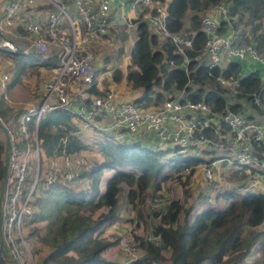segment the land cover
<instances>
[{
    "label": "trees",
    "instance_id": "obj_1",
    "mask_svg": "<svg viewBox=\"0 0 264 264\" xmlns=\"http://www.w3.org/2000/svg\"><path fill=\"white\" fill-rule=\"evenodd\" d=\"M153 1L165 5L167 29L180 31L190 38L191 45L180 52L168 37L154 34L147 20H132L136 37L129 49V63L124 75L119 69L111 74L113 80L124 76L131 88L141 89V93L131 101L139 107L156 108L183 90L180 99L194 103L203 100L214 111L222 110L225 105L232 110L248 105L260 114V106L264 107V87L262 90L259 87L264 82V69L257 61L223 56L214 67L207 68L205 64L206 55L201 51L205 34L199 28V21L208 8L221 0ZM43 2L49 5V11L52 10L50 3ZM186 10L190 11L187 17ZM226 12L229 18L226 21L219 22L218 17L215 18L217 32L227 34L229 31L234 38L263 49L264 0H229ZM232 19L236 20L238 26L233 23L236 27L228 25L229 29L225 31L224 26ZM19 24L12 27L16 28ZM242 25H250V32L243 31ZM5 54L12 60L9 76L5 71V87L17 82L25 73H37L39 65L54 68L55 72L57 69L56 51L52 45H49L44 57L36 51L33 54L24 51H8ZM184 56L189 60L183 67ZM242 61L254 68L243 71ZM217 74L237 79L239 92L232 102L228 101L224 88L215 79ZM2 91L0 114L3 115L11 108L3 101ZM88 92L99 93L95 87V74ZM252 92H258L260 106L253 102ZM75 118L73 112L63 109L50 110L40 117V154L49 157L58 154L61 147L66 152L83 154V150L90 146L97 147L100 159L91 161L90 167L81 172V178L77 180L82 181L83 185L77 188L71 187L70 182H37L28 219L31 224L29 233L34 235L35 242L40 241L47 247L39 264H114L102 252L114 245L118 237L101 233L106 225L118 217L117 201L121 187L126 188V200L134 207L136 202L145 198V189L152 180L168 179L172 172H177L178 177V172L188 164L217 157L211 152L216 150L201 148L200 154H181L175 147H156L151 141H142L143 138L137 135L115 139L108 131L96 128H92V136L97 141L95 139L94 143L88 145L76 131L78 125ZM199 132L214 140L217 138L213 129L208 127L199 128L197 134ZM224 140L221 139L223 143ZM255 145L264 157V140ZM3 150L4 139L0 138V181L3 175ZM102 167H109L112 172L99 191L97 181ZM218 194L229 198L226 206L221 209L206 206L197 211L190 222L186 221L189 207H184L178 199H170L163 210L153 211L157 221L152 232L159 236L161 244L153 245L144 239L140 231L134 232L143 253L134 260L120 264H243L246 253L254 244L264 251V227L262 230L255 229L261 223L264 225V192L225 190ZM136 213L137 217L142 218L138 209ZM39 220L45 221L42 234L38 233L39 226L34 225ZM0 264H6L1 251Z\"/></svg>",
    "mask_w": 264,
    "mask_h": 264
},
{
    "label": "built area",
    "instance_id": "obj_2",
    "mask_svg": "<svg viewBox=\"0 0 264 264\" xmlns=\"http://www.w3.org/2000/svg\"><path fill=\"white\" fill-rule=\"evenodd\" d=\"M42 1L52 5L44 23L40 17L25 9L33 5V0H7L2 4L0 12V32H3L5 27L14 24L15 15L24 9L21 25L27 47L33 48L43 57L47 52V44L52 45L57 60L55 74L41 84L44 95L41 101L23 107L10 116L3 117L0 114L8 146L4 186L0 197V238L8 264H39L33 255L35 237L29 233L31 224L28 222L37 182H72L80 179L81 172L91 165L84 154L66 152L63 147L58 154L41 156L38 122L50 110L71 111L83 126L108 131L115 139L137 135L143 138L142 141H151L156 147H175L181 154L196 153L201 148L223 149L224 156L231 163L264 172V157L255 147V143L264 140V107L260 106L258 92L251 93L253 102L261 107L258 118H253L242 109L232 110L228 105L222 110L214 111L203 100L194 103L185 98L180 99L183 90L156 108L139 107L131 100L114 101L109 89L102 90L100 94L89 93L94 73V54L89 40L107 30L109 20L106 13L112 0H74L76 21L68 13L65 0ZM128 5L130 8L136 5L147 8L148 13L142 19L147 20L151 31L158 37H168L178 51L182 52L184 47H190L189 37L180 31L171 32L167 29L163 3L130 0ZM64 24V29L57 30L58 25ZM199 28L205 34L201 51L206 55L207 68L218 65L225 56L252 59L264 69V47L260 50L251 42L234 38L231 33L217 32V20L207 14L201 15ZM0 48L7 52L22 51L12 40L3 37H0ZM188 60L184 56L183 67ZM215 79L224 88L228 101L232 102L239 92L237 79L222 74L215 75ZM6 82L7 74L0 70V88ZM263 87L264 82L259 89L262 90ZM103 120L106 124H101ZM201 127L213 129L217 138L214 140L202 132L197 134ZM222 138H226L228 143L224 144ZM64 141L65 137L62 138V143ZM221 157L222 154L199 160L193 165L188 164L184 169L188 172L199 168L205 180L211 181V170L219 166ZM30 167L32 171H29ZM249 180L250 186H253L255 179L251 177ZM169 200L167 194L155 193L150 197L147 195L144 203L147 202L153 213L163 210ZM154 216L157 218V215ZM153 226L142 233V236L146 241L159 246L161 240L158 235L153 234ZM38 233L42 234L43 229L39 228ZM115 248L122 257L121 263L134 260L143 253L131 229H125L118 235Z\"/></svg>",
    "mask_w": 264,
    "mask_h": 264
},
{
    "label": "crops",
    "instance_id": "obj_3",
    "mask_svg": "<svg viewBox=\"0 0 264 264\" xmlns=\"http://www.w3.org/2000/svg\"><path fill=\"white\" fill-rule=\"evenodd\" d=\"M5 1L7 0H0V12L2 4ZM228 4L229 0H221L218 4L208 8L205 11V14L210 15L216 19L218 17L219 22L221 20L226 21L227 19H229L227 17L226 12V7L228 6ZM48 7L49 5L44 3L42 0H33V5L31 7H25V9H29L31 13L40 17V19L44 23L46 21V14L49 11ZM108 11L110 16L107 30L104 33L95 36L91 48L92 51H95L94 62L97 63L96 65H94V74L95 87L99 90V93L95 94H100L103 89L109 88L112 95H116L115 92H119L125 94L126 97L129 96L127 97L128 100H132L135 96H138L141 93V89L131 88L129 84L126 83L124 76H122L117 81L113 80L111 74L113 70L119 69L122 75H124V72L127 68V64L129 63V49L133 40L136 37L135 23L132 20L142 19L143 16L147 15L148 9L144 8L141 5H136L134 8H130V6H127V4L125 3V0H112L109 4ZM185 12V17H187L190 11L186 10ZM23 16L24 9L18 12L17 15H15L14 24L12 26L16 25L17 23L22 24ZM231 21L232 20L228 21V23L224 26V30L229 29L228 24H230ZM12 26L5 27L3 32H0L2 34H0V37L8 38L11 40V38L7 37V35H9L16 41L17 44H24V46L19 47L20 49H22V51L26 53L29 52L32 54L35 53V50L33 48H29L26 45L27 41L24 37V31L22 29V26L20 24L16 28ZM16 32L19 33V35H17ZM228 32L229 31H227V33ZM0 52V65L4 64L6 61H9L3 66L4 69H7L9 71V67L12 64V60L8 55L5 54V52L7 51L0 48ZM252 67L253 66L250 63L242 61L241 69L243 71H247ZM109 71H111L110 74ZM54 73V68H45L39 65L37 67V73H25L20 77L17 82H15L14 84H10L6 87L5 83L4 87L0 88V90H3L5 88L2 93L4 96L3 101L8 106H10L11 109L9 111L15 113L21 110L23 107L41 101L44 96L41 84L43 80L52 77ZM7 74L9 76L10 72H7ZM101 78H106L105 84L104 82H100ZM118 97L122 96L120 95ZM242 109L253 118L259 117L258 111L248 105H244ZM75 120L77 121L78 125L76 131L78 134L82 135L81 138L83 141L86 140L85 137H89V135H92V128L98 129L97 127L83 126L82 122L78 118H75ZM101 124H106L105 120L101 121ZM224 139V144H227V139ZM211 152L215 153L216 156L222 154V159L219 162V166L216 167L214 170H211V181L205 180L204 175L199 168L192 169L188 171L190 174L187 175L186 181L181 182L182 184L185 183V187H187L184 188L185 193L182 194V192L180 191L178 198L170 199H178L180 202H182V205L184 207H189V209L191 207H194L196 211H200L202 208L207 206L209 198H212V196H219L221 194L218 193H222L225 190H232L237 192H264V172L252 167L250 168L246 166H238L234 163H231L228 160V157L224 156L225 154L223 153V149H218L216 150V152ZM83 154L88 158V155L85 154L84 150ZM202 155L205 156L207 154L202 153ZM207 157L208 156H206V158ZM89 161L91 162V159H89ZM176 174L177 172H174L172 176H175ZM251 177L255 179L253 186H250L251 181L249 180V178ZM172 180L173 179H171V181ZM171 181L168 180V183H166L164 179L152 180L145 189V197L148 195L149 192H151L149 190L151 183H155L156 189L161 187L171 188L174 184H176L177 180L175 179L172 184ZM168 193L165 194L168 195ZM194 195L198 197L197 203H195L194 201ZM189 199L190 201L187 206L185 205V203H188ZM123 208H125L126 213H123L121 209L118 208V217L113 222L109 223L103 228L101 233L102 235H117L118 237V235L125 229H131L133 233H137L138 231H140L142 234L147 231L152 225H154L157 221V218L151 212L149 206H147V202H145L144 204L138 203L134 205V207H132L126 200L125 206ZM136 209L139 210L142 215V218L137 217ZM189 209L186 215L187 222H190L192 220H190L189 218ZM182 219L183 217L181 216L180 220ZM35 224L38 225L39 228L43 229L45 221L39 220ZM261 224L257 225L255 229L262 230L264 225L261 226ZM35 243V247H37V251L35 249V252L37 257L40 259L47 252V247L40 241H36ZM102 254L105 258L109 259L110 261H113L114 263H121L122 261V257L118 254L115 248V243L114 245L105 249ZM243 262V264H264V251L259 245L254 244L246 253ZM6 264L8 263L6 262Z\"/></svg>",
    "mask_w": 264,
    "mask_h": 264
},
{
    "label": "rangeland",
    "instance_id": "obj_4",
    "mask_svg": "<svg viewBox=\"0 0 264 264\" xmlns=\"http://www.w3.org/2000/svg\"><path fill=\"white\" fill-rule=\"evenodd\" d=\"M129 1L130 0H125V3L127 4V6H128V3H129ZM65 4H66V9H67V11H68V13L72 16V18L76 21V17H77V9H76V6H75V4H74V0H65ZM106 16H107V18H108V20H109V11H107V13H106ZM235 18V17H234ZM62 20H64L63 18H62ZM233 23H235V25L236 26H238V24H236V20L235 19H232V21H231V23L230 24H228V25H230V26H232L233 28H235L234 26H233ZM263 23H264V20H263ZM240 24V23H239ZM65 25L66 24H64L63 26H60V25H58L57 26V30H62V29H64L65 28ZM249 26L250 25H242V27L243 28H241L243 31L244 30H246V31H249L250 32V28H249ZM241 33H243V31H241V30H239ZM16 34L17 35H19V33H17L16 32ZM7 37H9V36H7ZM10 38V37H9ZM94 38H95V36L94 37H92V38H90V40H89V46H90V48H92V44H93V40H94ZM11 40H13L14 42H15V44H16V46L17 47H22V46H24V44L23 45H20V44H17L16 43V41L12 38ZM49 47V45L47 44V48ZM92 50V49H91ZM93 53H94V55H95V51H92ZM1 53V52H0ZM9 61H6L4 64H7ZM4 64H2V65H0V69H2V70H5V71H7L8 72V70L7 69H4ZM93 65H96L97 63L96 62H93L92 63ZM96 67V66H95ZM94 72H95V69H94ZM111 73V71H109V74ZM94 74V73H93ZM100 82L101 83H103L104 82V84L106 83V78H101V80H100ZM105 89H109V88H105ZM104 90V89H103ZM3 92V91H2ZM113 92V91H112ZM115 94L117 95H112V99L114 100V101H118V100H128V98L127 97H129V96H125V94H123V93H119V92H115ZM122 96V97H118V96ZM263 95H264V93H263ZM121 98V99H120ZM129 99H131V98H129ZM262 104H264V99L262 100ZM12 114H14L13 112H11V111H7L4 115H2L3 117H6V115H12ZM8 116V117H9ZM0 138H3V133H2V130L0 129ZM86 138V140H84V142H86L88 145H90V144H92V143H94L93 142V140H95L96 139V141H97V138L96 137H94V136H92V135H89V137H85ZM85 150V154H87L88 155V158L89 159H91V161H96V159L97 160H99L100 159V154H99V152L97 151V147H90V146H88L86 149H84ZM197 153H199L200 154V152H197ZM172 153H167V155H171ZM41 156H43V157H45L44 155H41ZM32 167V166H31ZM31 167L29 168V171H32V169H31ZM112 172V169L111 168H109V167H102V169H101V171L99 172V175H98V181H97V186H98V189H99V191L100 190H102V188H103V185H104V183H105V181H106V179L108 178V176L110 175V173ZM174 172H172V174H173ZM190 173L189 172H186V170L183 168V169H181L180 170V172H179V174H178V177H176V175L175 176H171L170 178H168V179H164L165 181H166V183H168V180H170L171 181V179H173L172 181H171V184L174 182V180L176 179L177 180V182H176V184H174L171 188H169V187H161V188H158V189H156V186H155V183L153 182V183H151L150 184V188H149V190L151 191V192H149L148 193V197H150L151 195H154L155 193H168L169 192V190H170V192L168 193V195H169V197L170 198H178V195L180 194V191L182 192V194H184L185 193V189L184 188H187V187H185V183L184 184H182L181 182H183V181H186V177H187V175H189ZM173 177H175V178H173ZM171 184H170V186H171ZM82 186L83 185V182L82 181H79V180H75V181H72V182H70V186L71 187H74V188H77L78 186ZM175 190V191H174ZM125 191H126V189H125V187L123 186V187H121V189L119 190V192H118V201H117V205H118V208L119 209H121V211L123 212V213H126L125 212V208H123L124 206H125ZM242 192H245V191H242ZM172 193V194H171ZM191 198V197H190ZM193 198H195V203H197V201H198V197L197 196H195L194 195V197ZM189 201H190V199L188 200V203H185V205H187L188 206V204H189ZM228 201H229V198H226V197H223V196H221V195H219V196H212V198H209L208 199V203H207V206H212V207H214V208H216V209H221V208H223V207H225L226 206V204L228 203ZM137 204L138 203H144V199L143 200H141V201H139V202H136ZM182 203V202H181ZM197 211H196V209L194 208V207H191L190 209H189V218H190V220L194 217V215H195V213H196ZM124 222H126V221H124ZM261 226H263V224H261ZM35 244L36 243H33V246H32V251H33V255L35 256V259H36V261H39V258L37 257V255H36V252H34L35 251V249H36V251H37V247H35Z\"/></svg>",
    "mask_w": 264,
    "mask_h": 264
},
{
    "label": "water",
    "instance_id": "obj_5",
    "mask_svg": "<svg viewBox=\"0 0 264 264\" xmlns=\"http://www.w3.org/2000/svg\"><path fill=\"white\" fill-rule=\"evenodd\" d=\"M0 129L2 130L3 133V137H4V150H3V175H2V179L0 182V197H1V193L3 191V186H4V173H5V169H6V163H7V156H8V146L6 144V138H7V134L4 132V127L2 125V123L0 122ZM0 251L2 253V255H4V250H3V246H2V240L0 238Z\"/></svg>",
    "mask_w": 264,
    "mask_h": 264
}]
</instances>
